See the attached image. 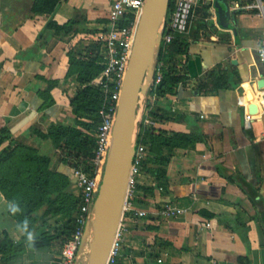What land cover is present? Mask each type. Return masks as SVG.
<instances>
[{
  "label": "crops",
  "instance_id": "0c3cea01",
  "mask_svg": "<svg viewBox=\"0 0 264 264\" xmlns=\"http://www.w3.org/2000/svg\"><path fill=\"white\" fill-rule=\"evenodd\" d=\"M35 1L0 0V129L47 155L52 170L70 177L67 192L79 197L76 168L41 132L75 125L71 99L82 84L69 74L71 57L89 51L113 0H60L49 15L35 11ZM258 2L199 1L184 36L188 48L173 61L184 83L166 96L146 97L145 107L167 117L158 127L197 140L165 151L171 159L163 186L143 175L141 184L152 190L140 191L136 205L155 212L169 202L187 211L153 215L156 230L128 215L119 264H264V63L257 52L264 15ZM69 21L74 24L59 31L51 25ZM5 201L0 190V240L8 234L21 241ZM54 261L49 250L28 248L24 264Z\"/></svg>",
  "mask_w": 264,
  "mask_h": 264
},
{
  "label": "trees",
  "instance_id": "16d2710c",
  "mask_svg": "<svg viewBox=\"0 0 264 264\" xmlns=\"http://www.w3.org/2000/svg\"><path fill=\"white\" fill-rule=\"evenodd\" d=\"M59 3L60 0H36L34 10L49 15ZM173 6L174 0H171L170 11ZM73 24V21L64 25L51 23L58 31ZM187 48L184 36H178L167 46V52L165 49L161 51L159 61L163 64L164 76L156 88L151 90L152 95L157 98L166 96L176 92L179 84L184 83L185 76L173 61L176 55L186 52ZM104 61L103 44L99 40L91 43L86 54L71 57L69 74H75L82 84L77 95L71 99L76 114L75 125L56 124L48 133L41 132L43 137L51 138L55 146L62 150L66 163L74 168H84L91 174H94L91 159L95 155L97 128L102 121L100 111L109 99V94L100 85L94 84V79L105 68ZM50 101L53 102L52 98ZM148 114L158 122L167 119L151 107ZM196 140L189 133L169 132L158 126L144 127L140 142L145 146L147 154L141 165L142 174L155 176L157 184L163 186L160 181L166 176V167L171 159V154H165V151L187 147ZM0 146V190L8 200L18 202L22 209L21 213L12 216L18 223L24 218L29 219L36 233L33 248L49 250L55 258L54 264H59L63 246L76 228L80 197L67 192L70 177L52 170L47 155L41 154L36 147L12 139L10 130L5 126L0 129ZM138 188L146 193L152 190V187L141 182ZM142 198L140 194L137 201ZM146 221L149 230L158 228L156 217L146 218ZM27 250L24 239L14 241L6 234L0 240V264H24Z\"/></svg>",
  "mask_w": 264,
  "mask_h": 264
},
{
  "label": "built area",
  "instance_id": "2783aa9c",
  "mask_svg": "<svg viewBox=\"0 0 264 264\" xmlns=\"http://www.w3.org/2000/svg\"><path fill=\"white\" fill-rule=\"evenodd\" d=\"M199 1L202 0H174V6L164 24L161 51L165 49V52H167L168 45L173 43L178 36L183 37L188 33L194 7ZM145 2L146 0H113L108 14V21L105 27L97 34V40L103 44L105 68L94 79V84L100 85L109 94V99L107 105L100 111L102 121L97 128L95 155L91 159L94 174H91L84 168L75 169L76 184L80 190L79 197L81 204L76 214L75 231L63 246L59 264H76L77 261L78 250L84 236L85 227L91 217L99 191L111 144L123 81L133 48L139 17ZM257 6L264 15V1L259 0ZM257 52L260 61L264 63V54H262L264 52V40L258 47ZM163 76V64L158 61L151 90L156 88L162 81ZM146 97L140 99L138 109L136 136L139 144L131 171L124 215L107 264H117L118 258L121 256L127 231L125 220L128 215L146 219L153 217V215L174 217L187 211L185 208L169 202L162 204L155 212L136 205L137 198L140 195L138 185L143 175L141 165L147 154L145 146L140 142V134L144 127L158 126L159 123L148 114V108L145 107L147 106L145 104ZM148 97L149 99L157 98L156 95H152L151 93H149ZM143 106L144 109H142ZM159 261H162V259Z\"/></svg>",
  "mask_w": 264,
  "mask_h": 264
},
{
  "label": "water",
  "instance_id": "95a60500",
  "mask_svg": "<svg viewBox=\"0 0 264 264\" xmlns=\"http://www.w3.org/2000/svg\"><path fill=\"white\" fill-rule=\"evenodd\" d=\"M171 0H146L123 81L111 144L99 191L82 238L76 264H107L127 199L138 150L140 99L151 92Z\"/></svg>",
  "mask_w": 264,
  "mask_h": 264
},
{
  "label": "clouds",
  "instance_id": "9594fccd",
  "mask_svg": "<svg viewBox=\"0 0 264 264\" xmlns=\"http://www.w3.org/2000/svg\"><path fill=\"white\" fill-rule=\"evenodd\" d=\"M264 54V52H262ZM4 209L11 215L15 216L22 212V209L16 201H5L3 202ZM16 230L24 238L26 246L32 249L36 242V233L30 226L28 218H24L20 223L16 225Z\"/></svg>",
  "mask_w": 264,
  "mask_h": 264
},
{
  "label": "rangeland",
  "instance_id": "374dc122",
  "mask_svg": "<svg viewBox=\"0 0 264 264\" xmlns=\"http://www.w3.org/2000/svg\"><path fill=\"white\" fill-rule=\"evenodd\" d=\"M136 133H137V131H136Z\"/></svg>",
  "mask_w": 264,
  "mask_h": 264
}]
</instances>
